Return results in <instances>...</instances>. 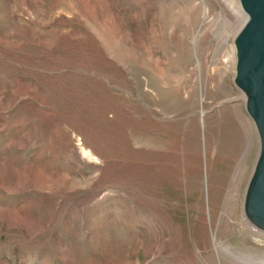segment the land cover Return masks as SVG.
<instances>
[{"label": "rangeland", "instance_id": "obj_1", "mask_svg": "<svg viewBox=\"0 0 264 264\" xmlns=\"http://www.w3.org/2000/svg\"><path fill=\"white\" fill-rule=\"evenodd\" d=\"M243 23L222 0H0V264H210L214 235L264 263L224 63ZM206 151L242 174L246 227L209 221Z\"/></svg>", "mask_w": 264, "mask_h": 264}, {"label": "water", "instance_id": "obj_2", "mask_svg": "<svg viewBox=\"0 0 264 264\" xmlns=\"http://www.w3.org/2000/svg\"><path fill=\"white\" fill-rule=\"evenodd\" d=\"M246 19L234 38V83L246 96V111L259 136V152L249 179L244 213L264 232V0H239Z\"/></svg>", "mask_w": 264, "mask_h": 264}, {"label": "bare ground", "instance_id": "obj_3", "mask_svg": "<svg viewBox=\"0 0 264 264\" xmlns=\"http://www.w3.org/2000/svg\"><path fill=\"white\" fill-rule=\"evenodd\" d=\"M226 7L235 15L239 20L245 21V16L242 14L237 1L235 0H222ZM205 14L209 15V9L206 8ZM235 48V47H234ZM232 46L229 47V53L224 60L229 73L232 75L234 72L236 50L234 52ZM240 117V116H239ZM240 119V118H239ZM241 122V120H240ZM243 123V122H242ZM226 148L224 155L227 158L232 157L234 150V143L228 142L226 145H220V148ZM224 151V150H223ZM222 151H218L221 153ZM205 168H206V185H207V206L209 221L213 224L216 211H221L218 218V225L220 224H238L240 228L246 227L244 221L239 220V207L241 203V195L244 185V180L240 172L233 173V164L226 163L220 159H216L210 151L205 152ZM218 155V154H217ZM211 157V158H209ZM214 159V161H213ZM237 167V166H236ZM235 167V168H236ZM203 176L200 174L196 177L195 188L197 187L199 204L202 207L204 202V192H202ZM243 218L248 223L249 227L253 228L260 234H264L257 227L252 225L243 211ZM215 224V223H214ZM228 227V226H227ZM216 236H213L211 242L212 251L206 255L210 264H264L255 262L252 258H247L236 254L237 250H233L232 246L225 242H218Z\"/></svg>", "mask_w": 264, "mask_h": 264}]
</instances>
